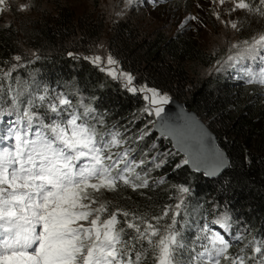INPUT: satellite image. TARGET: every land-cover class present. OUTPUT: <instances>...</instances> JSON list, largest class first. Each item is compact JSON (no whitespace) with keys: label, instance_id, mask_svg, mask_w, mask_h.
<instances>
[{"label":"snow or ice","instance_id":"obj_1","mask_svg":"<svg viewBox=\"0 0 264 264\" xmlns=\"http://www.w3.org/2000/svg\"><path fill=\"white\" fill-rule=\"evenodd\" d=\"M139 2L125 0V7ZM209 2L227 29L240 30L232 18L236 12L264 19V0ZM144 3L161 6V0ZM13 4L0 0V16ZM32 7L17 4L15 10ZM188 21L204 26L191 15L178 28ZM68 55L118 82L140 108L132 119L103 131L104 115L82 95L74 101L35 80L21 81L19 69L39 60L38 53L0 64V264H264V235L239 223L227 202L213 200L192 221L193 230L185 219L194 195L188 182L173 185L174 202L160 215L110 209L101 199L106 192L128 188L143 195L167 183L168 170L189 166L216 177L227 161L201 128L167 118L169 96L138 82L112 54ZM227 69L247 84L264 86V32L231 42L216 65L217 72ZM187 231H194L191 239Z\"/></svg>","mask_w":264,"mask_h":264},{"label":"trees","instance_id":"obj_2","mask_svg":"<svg viewBox=\"0 0 264 264\" xmlns=\"http://www.w3.org/2000/svg\"><path fill=\"white\" fill-rule=\"evenodd\" d=\"M171 3L172 0H161V5ZM70 12L61 11L53 23L36 27L39 28L37 36H31V32L23 41L17 27L0 21V64L13 62L15 55L27 61L31 58L29 50L37 49L40 59L23 64L19 69L21 81L35 80L52 91L66 93L74 101L82 95L104 115L106 123L102 130L107 131L113 124L132 119L138 114L140 104L135 98L124 95L118 82L82 58L68 55L85 56L75 41H70L78 34L77 28L82 32L83 43L89 36L92 39V36L106 34L109 52L121 62L123 69L133 73L138 82L169 93L170 98L195 112L216 135L230 162L229 169L216 178L205 177L189 167L175 172L168 170L167 183L142 190L143 195L121 188L114 193H104L101 199L109 203L110 209L120 207L151 218L174 202L173 185L188 182L194 195L188 208L190 216L185 219L193 230L192 221L216 200L229 203L234 217L239 218V223L247 224L253 235H264V86L247 84L233 69L195 81L188 66L209 67L216 59L199 44L198 36L188 25L172 34L155 31L149 35L131 20L124 19L116 20L115 28L105 33L103 20L85 17L76 21ZM62 81L73 85L58 89ZM153 175L159 178L158 174ZM189 234L194 231H187V236Z\"/></svg>","mask_w":264,"mask_h":264},{"label":"rangeland","instance_id":"obj_3","mask_svg":"<svg viewBox=\"0 0 264 264\" xmlns=\"http://www.w3.org/2000/svg\"><path fill=\"white\" fill-rule=\"evenodd\" d=\"M176 1L180 0H172L171 4L146 7L145 3L140 0L138 5L125 7V0H14L13 10L0 16V21L3 24L17 27L20 32V40L23 41L30 37L28 35L31 32H33L31 36H37L39 28L36 27L53 23L63 10L72 11L70 13L74 14L76 21L85 17L92 20L97 19L99 22L103 20L106 25L105 33H109L111 29L115 28L113 23L116 20L127 19L149 35L155 31L162 34H172L179 29L178 25L184 17L195 15L203 22L204 26L202 27L201 24L192 21H188L186 26L192 28L199 38V44L216 59V63L209 67L203 64L188 66L190 76L195 81L205 76L223 72H217L216 65L218 61L224 60L227 56L231 42L247 40L259 32H264V19L259 17L246 18L242 12L233 13L232 18L238 20L240 27L239 31H234L225 28L213 17L214 7L209 0ZM25 3L33 6L30 11L19 12L15 10V5ZM224 7H228V5L226 4ZM77 30L78 34L70 41H75L81 53L84 55L99 54L101 56L112 54L109 52L106 34L97 37L92 36V39L89 36V40L83 43L81 42L82 32L79 28ZM155 36L156 33L152 37ZM23 49L26 51L25 48ZM36 50H29L30 55L32 56L33 52L38 53ZM68 85L72 86L73 84L62 81L57 88L61 89L60 86ZM165 94L170 96L169 93Z\"/></svg>","mask_w":264,"mask_h":264},{"label":"water","instance_id":"obj_4","mask_svg":"<svg viewBox=\"0 0 264 264\" xmlns=\"http://www.w3.org/2000/svg\"><path fill=\"white\" fill-rule=\"evenodd\" d=\"M174 99L175 98H172L170 100V103L165 106V116L167 118H169L170 120H174V121L179 122V123H183L185 120H187L188 122H190V123L194 124L195 126L201 128L204 131V133L206 134V136L210 139L211 145L213 147L219 149L224 154V158L227 161V167H226V169H224L222 171V173L225 172L226 170H228L230 167L229 159L227 157L226 152L223 149H221V147L219 146L218 139H217L216 135L207 127V125H205L199 119V117L197 116V114H195V112L188 110L184 106V104L179 103L177 101V99H175L176 101ZM154 131H155V133L159 134V131L157 129H155V127H154ZM190 169H192L193 171H196L195 168L190 167ZM198 173L202 174V171L198 172ZM218 176H220V175H218ZM218 176H216V177H218ZM206 177L211 178V179L216 178V177H209V176H206Z\"/></svg>","mask_w":264,"mask_h":264},{"label":"bare ground","instance_id":"obj_5","mask_svg":"<svg viewBox=\"0 0 264 264\" xmlns=\"http://www.w3.org/2000/svg\"><path fill=\"white\" fill-rule=\"evenodd\" d=\"M193 235H194V234H189V236H188V237H189V238H191Z\"/></svg>","mask_w":264,"mask_h":264},{"label":"clouds","instance_id":"obj_6","mask_svg":"<svg viewBox=\"0 0 264 264\" xmlns=\"http://www.w3.org/2000/svg\"><path fill=\"white\" fill-rule=\"evenodd\" d=\"M155 132V131H154ZM190 168V167H189ZM192 170V169H191ZM196 172V171H195ZM198 173V172H197ZM201 174V173H200ZM203 175V174H202ZM205 176V175H204ZM206 177V176H205Z\"/></svg>","mask_w":264,"mask_h":264}]
</instances>
